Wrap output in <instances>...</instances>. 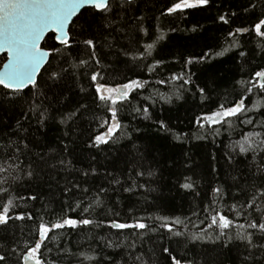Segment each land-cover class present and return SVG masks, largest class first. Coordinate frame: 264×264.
<instances>
[{"label": "snow or ice", "instance_id": "1", "mask_svg": "<svg viewBox=\"0 0 264 264\" xmlns=\"http://www.w3.org/2000/svg\"><path fill=\"white\" fill-rule=\"evenodd\" d=\"M211 2L165 0L164 9L155 20L177 13L183 15L190 9H205ZM141 3L142 0H0V139L7 137L6 141L0 142V198L6 197L0 203V233H3L0 235V248H3L0 264H8L11 256L18 257L19 264H62V261L70 264L74 259L79 264L85 261L94 264H149L142 254H137V248L153 242V235L162 237V245L166 239L169 244H183L185 247L197 243H210L229 251L242 247L246 255L240 264H264V111L261 110L264 103L254 101L249 106L245 102L254 93L264 94V67L254 71L249 79L236 81L240 89L238 100L229 102L225 97L216 110L196 116L197 131L191 136L173 131L163 119L153 120L149 107H142L139 102L133 104L135 97L150 101L153 106L158 100L165 104L172 102V96L155 90L143 96L142 90L148 87L149 80L127 75L137 67L141 73L146 70L152 74L166 63L154 58L151 63L147 62L165 35L159 24L153 33L145 27L146 16L139 7ZM257 6V3H251L244 11L255 10ZM259 7L264 16V2H259ZM236 15V12H225L218 16V20L228 25L230 17ZM251 31L260 38L261 51H264V18H260L254 28L236 27L228 32V36L235 41L237 36ZM145 37L152 38V42H142ZM233 46L239 47L233 44L220 52L210 50L200 57H189L184 66L208 63L223 56ZM101 49L108 50L106 56L101 54ZM246 56L245 51L239 52L241 59ZM193 75L181 71L155 83L181 82L175 93V99L181 100L184 93L191 91L185 86L194 83ZM196 92L201 103L208 99L207 86L197 85ZM125 112L133 119L152 120L158 124V130L178 145L193 139L207 140L209 135L215 138L224 133L231 138L237 123L245 128L250 126V131L242 132L240 139L227 146V163L238 166L240 161L235 158L243 157L247 169L242 173L243 180L236 175L231 177L233 187L237 189L232 192L235 202L227 205L231 217L221 211L227 189L217 186L211 189V203L202 209L203 219H200L199 212L193 211L192 216L184 218L150 215L132 216L130 221H122L118 219L121 213L113 208L107 210L105 218H96V210L104 208L110 187L120 186L113 190L127 193L135 192L137 187L148 191L144 184L138 185L135 180L130 186H124L113 172L105 171L104 179L109 187L100 185L92 198H87L92 189L86 185L90 179L100 176L92 150L102 151L104 146L117 145L123 139L133 141L130 126L122 123ZM256 116L260 118L256 119ZM83 122L89 125L95 122L97 128L104 131L93 129L88 135L86 148L90 162L86 167L77 168L74 160L78 158L75 154ZM57 126H63L64 131L53 147L45 143L48 132L41 130L47 128L51 131ZM132 151L140 156L138 164L142 165L140 145L132 142ZM184 157V167L192 169L195 162L191 152L185 151ZM167 159L171 161L169 170L177 166L176 160ZM152 160L157 165L162 164V158L153 156ZM128 175L131 177L132 173ZM135 176L144 177L145 171L136 170ZM147 176L155 177L156 172L149 167ZM45 177L50 189L46 198L39 191L27 197L14 195L10 180L14 183L27 181L39 189ZM178 186L188 194L201 195L197 182L191 176L184 175ZM53 189L59 195H53ZM27 201H39L41 207L29 209ZM18 208L24 210L17 212ZM129 214H132V209H129ZM193 217L199 219V223ZM240 220L244 222L240 223ZM25 221L32 222L28 234L37 238L23 243L16 240L15 246L8 247V241L15 237L17 229L23 234L29 228L23 224ZM85 229L110 230L108 235L122 239L99 236V245L108 250L99 254L96 248L92 249L93 254L79 248L74 251L62 239L68 230L82 232ZM172 251L170 246L161 247L166 264H182ZM117 255L120 259H116ZM152 264L158 262L153 259ZM183 264L197 262L188 260Z\"/></svg>", "mask_w": 264, "mask_h": 264}, {"label": "trees", "instance_id": "2", "mask_svg": "<svg viewBox=\"0 0 264 264\" xmlns=\"http://www.w3.org/2000/svg\"><path fill=\"white\" fill-rule=\"evenodd\" d=\"M259 2H264V0H212L210 6L205 9H190L186 10L183 15L177 13L173 16L162 17L160 21H157L155 17L164 9L165 0H142L139 7L146 16L145 27L149 28L150 33H153L156 25L159 24L165 35V39L157 44L152 58L147 62L151 63L154 58L162 59L166 63L152 74H149L146 70L141 73L140 68L137 67L129 71L127 75L129 78L149 80L148 87L142 90L143 96H148L155 90L166 96H172V102L165 104L163 101L158 100L153 106L150 101H141L139 97H135L133 104L139 102L142 107H149L153 120L163 119L173 131L188 133L191 136L192 133L197 131L194 123L196 116L216 110L217 106L224 102L225 97L229 102L238 100L240 98L238 95L240 89L236 85V81L240 79L247 80L254 71L264 67V51H261L262 42L259 37L255 36L254 31L237 36L235 41L228 36V32L233 31L236 27L254 28V24L258 23L260 18H264L261 15ZM251 3H257V8L245 12L244 8L250 7ZM225 12L229 14L231 12L237 13L235 17H230V24L228 25H224L218 20V16ZM172 28L176 29V31H169ZM193 28H196V31H192ZM142 42H152V38L145 37ZM233 44H238L239 47H231V50L223 56L211 59L208 63L194 64L187 68L184 66L186 59L189 57H200L204 52L210 50L213 53L220 52ZM135 47H138V45L133 46V50H135ZM241 50L247 53L244 59L239 57ZM100 51L105 56L108 53L107 49H101ZM181 71L194 73L192 76L194 83L185 86L190 88L191 91L183 94L184 99L176 100L175 93L181 82L156 84L155 81L167 79L170 75ZM197 85L207 86L208 99L203 103H201L199 94L196 92ZM73 87L75 88V84H73ZM76 92L78 93V89H76ZM254 101L264 103V94L257 95L254 93L245 102L252 106ZM261 110L264 111V109ZM98 114L103 115L101 113ZM255 118L259 119L260 117L256 116ZM122 123L130 126L129 131L133 137L132 142L140 145L143 164H138L140 156L132 151V142L127 139L121 140L117 145L104 146L102 151L92 150V154L96 156L100 176L94 180L90 179L86 185L92 189L87 194V198L90 200L100 185L109 187L104 179L105 171L113 172L118 179L124 182V186H130L132 181L135 180L138 185L144 184L148 191L137 187L135 192L127 193L122 190H113V188H120V186L114 185L110 187L109 193L105 197L104 208L96 210V218H105L106 214H108L107 210L113 208L121 213L118 219L122 221H130L132 216L150 215L181 216V218H184L192 216L193 211L199 212L200 219H203L204 213L202 209L211 203V189L217 186H224L227 189L224 201L221 202V211L231 217L232 214L227 211V205L235 202L232 192L237 190L233 187L231 177L236 175L243 180L242 173L247 172V169L244 167L243 157L235 158L240 161L238 166L227 163V146L233 141L240 139L242 132L250 131V126L245 128L237 123L236 131L231 133V138H229L228 133H224L215 138L209 135L207 140L193 139L191 142L178 145L170 136L158 130V124L153 123L152 120L133 119L132 115L125 112L122 114ZM136 128L139 131H133ZM82 129L75 154L78 158L74 160L77 168L86 167L90 162V156L86 148L88 135L92 134L93 129L97 132L104 131V129L97 128L95 122L91 125L88 122H83ZM41 131L48 132L45 143L55 147L57 137L62 135L64 128L63 126H57L53 127L51 131L47 128ZM6 140L7 137H3L0 142ZM65 142H67V138H65ZM37 150L40 149L37 148ZM185 151L191 152L192 161L195 162L190 170L184 167ZM153 156L162 158V164L157 165L152 160ZM213 156L216 157L215 160ZM168 157L177 161V166L171 170L168 168V164L171 162L167 159ZM113 161H115V164ZM192 161H189V163H192ZM149 167L156 172L155 177L149 178L147 176ZM136 170H144L145 176L136 177ZM129 172L132 173L131 177L128 175ZM184 175L191 176L197 182V190L201 193L200 196L188 194L179 188L178 185L183 182ZM10 184H12L14 189V195L27 197L39 191L46 198L50 192L47 177L41 182L39 189L30 186L27 181L14 183L10 180ZM151 189H155V191ZM52 194L59 195L54 189ZM4 199L6 197L0 198V203ZM17 203L23 204L24 202L17 201ZM26 207L32 209L34 207L39 208L41 205L39 201H27ZM56 207L59 210V201H57ZM129 209H132L131 215L129 214ZM23 210V208L16 209L17 212ZM193 220L199 223V219H196V217H193ZM239 222L243 223L244 221L240 220ZM20 223L17 222V224ZM23 224L28 225L29 228L25 229L23 234L17 229L15 237L8 241V247L15 246L16 240H20L23 243L24 241H34L37 238L28 234L31 231L32 222L25 221ZM201 227H206V225H201ZM109 231L106 229H93L91 231L85 229L82 232L79 230L76 232L68 230L62 239L67 241L74 251L79 248L88 254H93L92 249L96 248V253L99 254L101 251H108L102 249V246L99 245V236L114 240L122 239L119 236L108 235ZM191 231L196 232L198 229H191ZM161 232L163 233V230ZM0 235H3V233H0ZM164 235L167 234L164 233ZM89 237H92V239H89ZM161 238L159 235H153V242L138 245L137 254H142L144 259L149 261V264H152L153 259L158 264H166L165 258L161 253L162 246H170L173 250L172 254L180 258L182 264L188 260H195L197 264H240V260L246 255L242 247H234L231 251L222 250L210 243L189 244L185 247L183 244H169L166 239L162 245L160 243ZM149 249H152V251H149ZM153 252L155 256H153ZM0 254H3V248H0ZM108 254L111 255L112 253L109 251ZM116 259H120V256L117 255ZM8 264H19V258L11 256ZM70 264H79V262L74 259ZM84 264H94V262L85 261Z\"/></svg>", "mask_w": 264, "mask_h": 264}]
</instances>
